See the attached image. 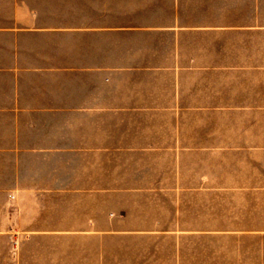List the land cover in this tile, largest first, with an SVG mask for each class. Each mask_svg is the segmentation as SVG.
<instances>
[{"label": "rangeland", "instance_id": "rangeland-1", "mask_svg": "<svg viewBox=\"0 0 264 264\" xmlns=\"http://www.w3.org/2000/svg\"><path fill=\"white\" fill-rule=\"evenodd\" d=\"M224 1L228 30L166 33L176 61L100 113L64 190L6 194V264H264V0Z\"/></svg>", "mask_w": 264, "mask_h": 264}, {"label": "crops", "instance_id": "crops-1", "mask_svg": "<svg viewBox=\"0 0 264 264\" xmlns=\"http://www.w3.org/2000/svg\"><path fill=\"white\" fill-rule=\"evenodd\" d=\"M222 1L0 0V239L22 215L6 194L64 190L70 159L99 157L100 113L176 61L166 33L229 29Z\"/></svg>", "mask_w": 264, "mask_h": 264}]
</instances>
